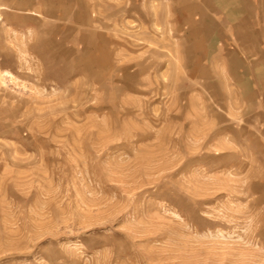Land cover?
Instances as JSON below:
<instances>
[{"label":"rangeland","instance_id":"374dc122","mask_svg":"<svg viewBox=\"0 0 264 264\" xmlns=\"http://www.w3.org/2000/svg\"><path fill=\"white\" fill-rule=\"evenodd\" d=\"M0 264H264V0H0Z\"/></svg>","mask_w":264,"mask_h":264}]
</instances>
